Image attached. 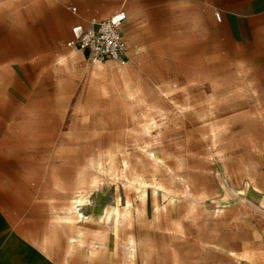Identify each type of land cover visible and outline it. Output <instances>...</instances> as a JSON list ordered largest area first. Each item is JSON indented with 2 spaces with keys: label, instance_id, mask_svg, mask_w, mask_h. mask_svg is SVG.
Wrapping results in <instances>:
<instances>
[{
  "label": "rangeland",
  "instance_id": "rangeland-1",
  "mask_svg": "<svg viewBox=\"0 0 264 264\" xmlns=\"http://www.w3.org/2000/svg\"><path fill=\"white\" fill-rule=\"evenodd\" d=\"M126 3L0 0V211L54 264H264V62L200 2L125 67L59 46Z\"/></svg>",
  "mask_w": 264,
  "mask_h": 264
},
{
  "label": "crops",
  "instance_id": "crops-1",
  "mask_svg": "<svg viewBox=\"0 0 264 264\" xmlns=\"http://www.w3.org/2000/svg\"><path fill=\"white\" fill-rule=\"evenodd\" d=\"M199 2L205 7L211 27L224 33L229 42L241 51L242 62H264V0H127L126 10L116 11L115 14L124 12L126 23L130 20L132 25L133 21L142 23L151 37L154 36V23L161 19L160 15L172 13L174 7H197ZM112 9L115 5H110L105 14ZM216 12L222 15L220 23L215 19ZM143 37L146 35L143 34ZM151 44L143 42V45ZM19 217L18 214L7 215L4 210L0 211V264H54L32 244H23L28 242V237L22 234V225L17 228L12 226L11 218Z\"/></svg>",
  "mask_w": 264,
  "mask_h": 264
},
{
  "label": "built area",
  "instance_id": "built-area-1",
  "mask_svg": "<svg viewBox=\"0 0 264 264\" xmlns=\"http://www.w3.org/2000/svg\"><path fill=\"white\" fill-rule=\"evenodd\" d=\"M76 12V8H73ZM218 23L222 20L219 12L214 14ZM127 15L119 12L112 17L94 23L91 27L76 25L72 28V37L61 41V48L80 52L89 62L116 63L125 67L129 63V49L124 35Z\"/></svg>",
  "mask_w": 264,
  "mask_h": 264
},
{
  "label": "bare ground",
  "instance_id": "bare-ground-1",
  "mask_svg": "<svg viewBox=\"0 0 264 264\" xmlns=\"http://www.w3.org/2000/svg\"><path fill=\"white\" fill-rule=\"evenodd\" d=\"M84 204H86V203H84V199H83L82 195L80 194L75 199V201L68 207L67 211L65 212L66 219H68V220H78L79 222L83 221L84 220V215L81 213V207H83ZM115 219H117V218H115Z\"/></svg>",
  "mask_w": 264,
  "mask_h": 264
}]
</instances>
